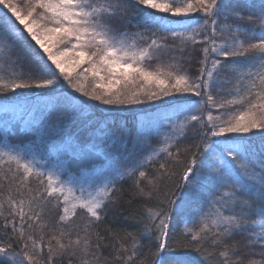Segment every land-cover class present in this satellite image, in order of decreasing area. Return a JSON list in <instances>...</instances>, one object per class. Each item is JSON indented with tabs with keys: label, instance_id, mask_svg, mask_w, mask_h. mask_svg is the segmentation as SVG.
I'll return each instance as SVG.
<instances>
[{
	"label": "snow or ice",
	"instance_id": "6c2138e0",
	"mask_svg": "<svg viewBox=\"0 0 264 264\" xmlns=\"http://www.w3.org/2000/svg\"><path fill=\"white\" fill-rule=\"evenodd\" d=\"M0 53V264H264V0H0Z\"/></svg>",
	"mask_w": 264,
	"mask_h": 264
},
{
	"label": "trees",
	"instance_id": "16d2710c",
	"mask_svg": "<svg viewBox=\"0 0 264 264\" xmlns=\"http://www.w3.org/2000/svg\"><path fill=\"white\" fill-rule=\"evenodd\" d=\"M140 46H142V45H140ZM2 54L3 53H0V55H2ZM195 67H196V65H193L191 69H193V71H194L195 70ZM5 79H7V76H5ZM213 95H215V92L213 93ZM218 99H219V97H218ZM224 99L230 100V99H233V96H225ZM104 107H110V106H104ZM122 107H135V106H122ZM119 115L121 117L126 118L127 121H128L129 127H132V120H131V116H130L129 113H127V112H120ZM0 126H2V125H0ZM192 131H193V129H188V135H189L190 139L185 140V141H182L181 142V146H183L185 144H190V143L193 142V140L191 139ZM33 139H36V143L40 145V148L38 149V153H43L46 156H50L52 158V160H53L54 155H53L52 151L54 152L56 150V148L54 147L55 141H48L46 139L43 142V144H41V141L39 139L33 137L30 134H24V133L20 132L19 129H17L16 131H14L8 137V141H9L10 144L18 145V146L21 145V144H26L29 141L33 140ZM5 150H7V149H5ZM172 151L174 152L175 149L173 148ZM161 159H163V154H161ZM131 183H132L131 180H126L124 182V184H123V187L129 186ZM31 186L33 188L37 187V182H36V180L34 178L32 179ZM118 186H120V185H118ZM5 210H7V209H5ZM83 215H84L83 212H80L78 214V218H77L78 219V222L80 220V217H82ZM120 219L121 220L123 219V215L120 216ZM178 220H182V218H178ZM189 226H191V225H189ZM181 227H183V224H181ZM237 239H239V237H237ZM255 258L256 259H260L259 256L255 257Z\"/></svg>",
	"mask_w": 264,
	"mask_h": 264
},
{
	"label": "rangeland",
	"instance_id": "374dc122",
	"mask_svg": "<svg viewBox=\"0 0 264 264\" xmlns=\"http://www.w3.org/2000/svg\"><path fill=\"white\" fill-rule=\"evenodd\" d=\"M191 70L193 71V69H191ZM213 114L216 115V114H218V113L214 111ZM165 134H166V130H165V129H161V130H160V135H159V137H158V138H154V139L152 140V145H153L154 148H159L160 146L163 145V143L165 142ZM169 135H170V134H169ZM169 142H170V141H169ZM52 153H53V155H54L53 160H55V159H56V150H55L54 152L52 151ZM148 154H149V152H148V151H145L144 153H142V156H147ZM13 167H14V165H13ZM75 170H76V169L73 168V171H75ZM76 195H79V193H76Z\"/></svg>",
	"mask_w": 264,
	"mask_h": 264
}]
</instances>
